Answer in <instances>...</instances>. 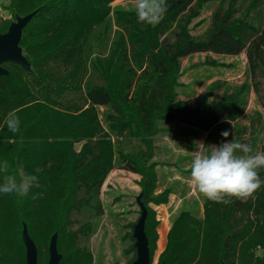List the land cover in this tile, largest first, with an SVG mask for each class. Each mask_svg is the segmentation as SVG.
Segmentation results:
<instances>
[{"label": "trees", "instance_id": "16d2710c", "mask_svg": "<svg viewBox=\"0 0 264 264\" xmlns=\"http://www.w3.org/2000/svg\"><path fill=\"white\" fill-rule=\"evenodd\" d=\"M115 1L10 0L14 21L35 14L20 41L30 69L2 65L8 74L0 77V164L6 160L9 174L35 175L39 183L24 197L0 193V264H27L24 228L37 248V264L49 263L54 235L59 264H93L90 247L78 241L100 227L101 190L115 166L142 178L152 263L156 234L149 204L165 202L175 188L169 184L155 195V137L172 132L174 122L208 134L217 145L223 130L230 140L233 128L238 138L246 134L238 123L248 115V83H213L194 107L178 101L177 75L181 61L195 54L245 53L249 77L264 78V0H167L154 26L138 23L134 9L113 8ZM211 2L217 7L210 26L193 36L191 24ZM72 92H80L81 101L65 103ZM10 111L20 119L15 134L4 123ZM262 119L250 116L253 151ZM203 210V217L199 206L175 218L160 264H264V185L246 201L204 198ZM76 214L87 218L73 230ZM133 232L126 239L128 264L136 260ZM256 248L263 252L255 260Z\"/></svg>", "mask_w": 264, "mask_h": 264}, {"label": "rangeland", "instance_id": "374dc122", "mask_svg": "<svg viewBox=\"0 0 264 264\" xmlns=\"http://www.w3.org/2000/svg\"><path fill=\"white\" fill-rule=\"evenodd\" d=\"M133 3L134 0H116L112 7L133 9ZM9 4L10 0H0V28H5L9 22L10 25L15 22L7 10ZM216 7L217 4L212 2L204 7L201 16L191 24L190 31L193 36L202 35L210 26L211 17ZM219 81L225 82L227 87L240 86L245 83L250 85L248 115L238 123L239 126L247 128L246 134L238 138V132L233 128L231 137L252 147L254 142L251 130L248 128L250 116L256 117V113H260L264 121V78L258 76L256 80H252L249 77L245 53L236 57L200 53L183 59L177 75L179 85L177 99L181 102L191 103L195 107L207 89ZM224 92L226 89H223ZM218 96L220 97L221 94ZM81 97L80 92H72L64 98V101L65 103L68 101L74 103L78 100L81 101ZM170 126L172 132L167 135L159 134L154 140V161L158 163L159 173V190L155 195H160L169 184L175 188L174 194L169 195L165 202L149 204L152 211L150 219L152 225L153 222L155 224L156 234L151 264H160L161 256L168 244L173 221L182 210L193 211L200 206L201 217H203L204 197L197 192L195 185L190 181L189 165L193 151L197 147L195 142L217 145L213 139L209 140L208 134L197 129L178 122H174ZM256 132L257 146L253 152H264V128L258 126ZM80 148L81 144L75 145L77 151ZM141 180L140 175L121 166H115L108 175L101 190L103 215L100 227L89 240L80 238L78 241L79 247L82 248L85 245L90 247L93 264L129 263L132 256H129L127 252L130 242L126 239L127 235L133 232L131 226L136 225L141 216V209L137 203L141 192ZM86 218L83 214L73 216L72 229L77 230ZM262 252L263 249L253 250L255 260L262 257Z\"/></svg>", "mask_w": 264, "mask_h": 264}, {"label": "clouds", "instance_id": "9594fccd", "mask_svg": "<svg viewBox=\"0 0 264 264\" xmlns=\"http://www.w3.org/2000/svg\"><path fill=\"white\" fill-rule=\"evenodd\" d=\"M138 23L156 25L168 10L167 0H134L132 5ZM5 125L12 133L20 130V119L14 111L7 113ZM229 130H223L220 135L224 141L218 145H208L195 142L196 150L189 165L190 181L197 192L204 198L217 203L228 204L231 199L246 201L264 185L260 170L264 169V152H253V148L235 139L229 140ZM3 174L0 182V193L15 194L24 197L29 188L39 178L35 175H25L17 178L9 174L8 161L0 164ZM33 195V199H36Z\"/></svg>", "mask_w": 264, "mask_h": 264}, {"label": "water", "instance_id": "95a60500", "mask_svg": "<svg viewBox=\"0 0 264 264\" xmlns=\"http://www.w3.org/2000/svg\"><path fill=\"white\" fill-rule=\"evenodd\" d=\"M34 14L35 13L27 15L24 18H17L16 21L10 25L5 34H0V77L8 74L2 66L4 63L19 65L26 70L30 69L29 63L20 48V41L24 28L30 22ZM137 203L141 209V216L133 232V238L135 240L134 247L136 249V260L133 264H151L149 243L145 232L148 212L142 204L140 197L137 198ZM23 242L26 247V263L37 264V248L34 242L29 238L26 228L23 230ZM49 255L50 259L48 264H59L61 256L57 252L56 235L51 239Z\"/></svg>", "mask_w": 264, "mask_h": 264}, {"label": "built area", "instance_id": "2783aa9c", "mask_svg": "<svg viewBox=\"0 0 264 264\" xmlns=\"http://www.w3.org/2000/svg\"><path fill=\"white\" fill-rule=\"evenodd\" d=\"M258 249H260V248H258Z\"/></svg>", "mask_w": 264, "mask_h": 264}]
</instances>
